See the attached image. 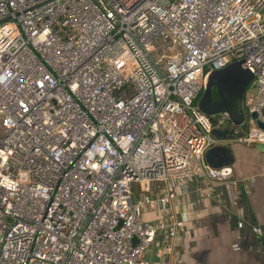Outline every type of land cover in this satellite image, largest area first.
Wrapping results in <instances>:
<instances>
[{"label":"built area","instance_id":"1","mask_svg":"<svg viewBox=\"0 0 264 264\" xmlns=\"http://www.w3.org/2000/svg\"><path fill=\"white\" fill-rule=\"evenodd\" d=\"M234 59L238 125L196 99ZM263 110L264 0H0V264H168L175 186L244 183L204 153Z\"/></svg>","mask_w":264,"mask_h":264},{"label":"crops","instance_id":"2","mask_svg":"<svg viewBox=\"0 0 264 264\" xmlns=\"http://www.w3.org/2000/svg\"><path fill=\"white\" fill-rule=\"evenodd\" d=\"M221 136L232 155L229 176L247 178L227 186L186 178L175 186L173 201L184 225L172 240L168 264H264V144ZM251 224L259 225L262 234L252 232Z\"/></svg>","mask_w":264,"mask_h":264},{"label":"water","instance_id":"3","mask_svg":"<svg viewBox=\"0 0 264 264\" xmlns=\"http://www.w3.org/2000/svg\"><path fill=\"white\" fill-rule=\"evenodd\" d=\"M252 78L251 72L240 65V60L234 59L220 68L211 69L204 78L201 94L198 98V107L205 114L214 112H226L232 123L238 125L243 118L241 106L242 96L245 88ZM214 87L217 94L216 98H211V87ZM252 116L256 113L253 111ZM264 127V124L256 120ZM213 135L218 136L212 130ZM204 160L212 167L219 168L222 173H229V163L232 155L225 143H216L206 149ZM241 199L245 200L243 185H239Z\"/></svg>","mask_w":264,"mask_h":264},{"label":"trees","instance_id":"4","mask_svg":"<svg viewBox=\"0 0 264 264\" xmlns=\"http://www.w3.org/2000/svg\"><path fill=\"white\" fill-rule=\"evenodd\" d=\"M200 94H201V91L198 92L196 99L199 98ZM210 96H211V98H216L217 97V94H216L215 89H214L213 86L211 87ZM263 113H264V110H263ZM229 134H232V132H229ZM244 210H245V212L249 211V207L245 205L244 206Z\"/></svg>","mask_w":264,"mask_h":264},{"label":"rangeland","instance_id":"5","mask_svg":"<svg viewBox=\"0 0 264 264\" xmlns=\"http://www.w3.org/2000/svg\"><path fill=\"white\" fill-rule=\"evenodd\" d=\"M216 133V131H214Z\"/></svg>","mask_w":264,"mask_h":264}]
</instances>
